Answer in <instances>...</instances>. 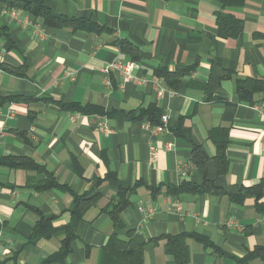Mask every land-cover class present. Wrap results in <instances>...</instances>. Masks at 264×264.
<instances>
[{"label":"crops","instance_id":"crops-1","mask_svg":"<svg viewBox=\"0 0 264 264\" xmlns=\"http://www.w3.org/2000/svg\"><path fill=\"white\" fill-rule=\"evenodd\" d=\"M46 3L58 15L90 20L111 33L47 27L0 4V66L18 72L0 67V263L60 264L47 260L67 236L76 199L85 196L94 203L65 263L102 264L115 232L106 209L121 188L130 206L118 236L144 246L145 264H176L165 237L180 234L213 244L188 238L189 264H236L264 247V187L257 188L264 182V116L255 110L264 91L246 99L237 91L244 80L264 85V0L224 10L218 0ZM218 12L243 22L237 38L218 28ZM121 41L137 49V61L121 51ZM117 60L135 63L131 80L104 73ZM158 69L185 75L172 88L157 77ZM211 77L214 83L223 77L215 91ZM61 104L95 106L105 114L71 112ZM153 108L156 122L169 117L156 135L144 126L158 125L145 113ZM102 122L111 134L100 131ZM14 158L45 168L63 188L34 190L29 183L42 182L46 171L5 164ZM187 186L197 190H183ZM41 218L56 232L35 240Z\"/></svg>","mask_w":264,"mask_h":264},{"label":"trees","instance_id":"trees-1","mask_svg":"<svg viewBox=\"0 0 264 264\" xmlns=\"http://www.w3.org/2000/svg\"><path fill=\"white\" fill-rule=\"evenodd\" d=\"M222 6L223 10L227 8H240L244 5L245 0H218ZM0 4L6 6L10 9H16L23 12L31 13L36 16L38 19L43 20L44 25L47 27L55 29H72L73 31H85L90 34L100 35L104 32L111 33L110 30L99 26L96 23L91 22L90 20L84 18H70L63 15H58L54 13L46 3V0H0ZM216 22L218 28L221 29L228 37L237 38L243 31L244 24L241 20H238L232 16L218 12L216 14ZM119 47L122 52L127 55H132L133 59L137 61L139 59L138 55H134L137 49L126 41H121ZM5 70L17 74L15 70L0 66ZM192 70V68L187 69V72ZM186 72V73H187ZM20 74V73H19ZM157 77L164 78L166 82L172 88H175L176 85L180 82L182 75H185V72L171 73L167 69H158L156 72ZM223 77H218L217 82L214 83L211 77V91H215L222 80ZM208 90V89H207ZM237 91L240 94L242 99H246V96H251L257 92L264 91V85L255 80H244L238 82ZM249 94V95H247ZM61 107L65 110L71 112H80L86 115L100 114L104 115V110L95 107V106H81L79 104L63 105ZM150 114L151 122L154 124H159L160 120L157 122L155 118L159 116V111L155 108L150 109L145 112ZM161 118V117H160ZM224 134V131H221ZM218 153L217 159L224 158V150L227 144V140H223L217 143ZM0 164L2 162L0 161ZM5 164L13 168H24L26 170H38L46 171L45 168L35 164L29 159L25 158H14L8 159L5 161ZM46 178L40 183H29V186L36 191H46L50 189L63 188L56 181V178L52 173L46 171ZM264 182H262L257 188H263ZM183 190L196 191V188H191L190 186L184 187ZM116 203L111 204L107 209V213L110 216L111 221L115 229L114 234L111 236L106 248L104 249V255L102 259V264H145L144 261V246L137 244L133 240L129 239L128 241L120 239L118 232L125 228V223L123 220V212L130 206V201L128 199V190L121 188L117 194ZM75 208L72 213V220L70 224L66 226L67 236L62 242V245L59 251L53 254L48 260V263L59 262L60 264H66L65 260L72 251V245L75 239L77 238V227L83 220V217L87 210L90 209L94 203L92 199H87L85 196L78 197L75 201ZM51 223L48 220L41 218L36 226L35 234L33 239L38 240L39 238H49L54 235L56 232L55 229L50 228ZM194 237L195 239L202 242L206 247L213 248V244L203 237L196 238L191 234H180L176 236H167L166 239V251L169 254H172L175 258L176 264H189L190 261V252L186 244L188 238ZM31 238V239H32ZM255 258H261L264 261V247H257L256 250L244 258L237 259L236 264H249V262ZM5 264V263H0Z\"/></svg>","mask_w":264,"mask_h":264},{"label":"built area","instance_id":"built-area-1","mask_svg":"<svg viewBox=\"0 0 264 264\" xmlns=\"http://www.w3.org/2000/svg\"><path fill=\"white\" fill-rule=\"evenodd\" d=\"M134 68H135L134 62H123V61L117 60V61H114L112 63H109L103 69V71L107 75L111 74L113 71H117L121 75H123L125 80L128 81V80L132 79V73H133ZM107 80H109V79H107ZM106 82H107V84H109V81H106ZM255 110L257 111V113L264 116V101L256 104ZM168 122H169L168 115H162L160 124L156 125L155 127H152L149 123L146 122V123H144V126L146 129L152 131V133L156 135L157 133H159V132H161L167 128ZM99 129L104 134H111L113 132V129L108 124H106L105 122L99 123ZM169 146L170 145H168V147ZM157 156H158V151H157V149L153 148L152 149V159H157Z\"/></svg>","mask_w":264,"mask_h":264}]
</instances>
